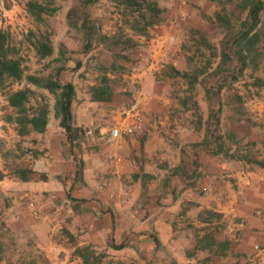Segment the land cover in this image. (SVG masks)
Masks as SVG:
<instances>
[{"label": "crops", "instance_id": "1", "mask_svg": "<svg viewBox=\"0 0 264 264\" xmlns=\"http://www.w3.org/2000/svg\"><path fill=\"white\" fill-rule=\"evenodd\" d=\"M140 57L143 67L123 75L129 104L108 113L65 81L74 90L71 125L92 129L77 145H69L57 119L48 118L42 132L3 131L10 151L22 152L19 167L31 171L19 179L0 160V192L11 201L6 213L28 216L48 264L79 262L58 256L67 251L55 236L59 228L74 246L106 247L136 264H261L254 245L264 246V167L252 160H264V120L245 130L199 129L212 117L204 111L196 127L184 122L185 110L176 120L172 98L148 79ZM118 100L124 104L122 95ZM195 106L203 110L204 101ZM117 116L136 128L106 144L100 134ZM32 205L37 218L29 217Z\"/></svg>", "mask_w": 264, "mask_h": 264}, {"label": "rangeland", "instance_id": "2", "mask_svg": "<svg viewBox=\"0 0 264 264\" xmlns=\"http://www.w3.org/2000/svg\"><path fill=\"white\" fill-rule=\"evenodd\" d=\"M151 1L159 22L144 31H136L129 24L134 20L142 22L137 12L114 0H0V29L6 35L4 55L19 63L23 75L39 77L41 84L47 78L60 83L69 79L77 96L89 94L95 100L90 88L105 83L110 93L95 101L106 106V113L118 105L129 104L128 79L123 75L128 76L143 67L142 56L148 63V79L160 93L163 91L172 98L175 106L171 107V115L176 120L185 110L184 122L193 123L195 127L200 122V111L212 116L203 119L199 126L202 130H245L257 124L246 114L244 102L251 96L264 94V86L256 85V82L264 84V31L251 53H244L235 42L241 22L247 18V10L240 7L242 0ZM142 12L148 20V13ZM260 19L257 28L262 30L264 9ZM136 34L145 36L143 40L148 44L134 38ZM165 35L166 39L155 41L157 36ZM44 40L51 46V53L39 58L34 48ZM161 50L165 55L160 54ZM244 55L245 66L240 71ZM193 76L196 80L192 84ZM233 76L236 79L233 80ZM149 86L148 90L152 91ZM23 87L32 90L26 104L28 114L37 106L45 105L50 121L56 120L54 102L59 90L50 92L41 85L28 83L24 77L20 80L0 77V160L10 173L19 167L18 157L22 152L20 149L18 153L10 151L3 135L4 130L19 128L13 120L6 119L8 115L12 119L16 116L7 105L6 96ZM120 95L124 104L118 100ZM197 98L204 101L203 110L195 106ZM181 99H186V104H181ZM118 120L119 116L106 126ZM10 205V197L0 192V264H48L43 249L36 245L38 230L31 225L28 216L13 211L6 213ZM29 212V217H39L35 206L32 205ZM55 236L67 248L58 256H66L70 261L78 258L76 264H82L74 249L85 245L74 246V237L60 228ZM91 249L94 253L87 264H136L129 255L119 251L106 247Z\"/></svg>", "mask_w": 264, "mask_h": 264}, {"label": "trees", "instance_id": "3", "mask_svg": "<svg viewBox=\"0 0 264 264\" xmlns=\"http://www.w3.org/2000/svg\"><path fill=\"white\" fill-rule=\"evenodd\" d=\"M116 3H120L124 7H127L130 11L137 12L139 19L142 21L139 23V20H134L132 24H129V27L136 31H144L146 27L157 24L159 22L158 14L155 9V4L151 0H114ZM242 9L247 10V18L241 22V28L236 33L234 40L240 46L241 50L248 54L255 50V45L259 41L262 31L257 28L260 23V13L264 9L263 0H242L240 6ZM142 10L148 13V20H145L143 15L145 13ZM219 19L220 16L217 15ZM6 43V35L0 29V77L7 76L16 80L25 78L28 83L37 85L47 89L50 92L59 90L57 98L54 102V117L58 120V125L64 130L67 141L72 147L77 145L82 138L81 127H76L71 125V112H70V102L73 97V86L70 82L60 83L56 79L47 78L43 84H41V79L34 75H23V71L19 66V63L14 59L6 58L4 55V47ZM35 53L39 58H44L51 53V46L49 43L44 41H39L37 46L34 48ZM245 55L241 59L240 71L243 70L245 66ZM182 77H186L185 73H181ZM236 79V76H233V80ZM195 76L192 77L191 82L195 81ZM256 85L261 87L264 84L256 82ZM92 98L95 100L99 99V96L108 95L110 92L108 86L104 83L97 87L90 88ZM32 90L28 87H23L11 91L6 96L7 105L15 112V118L12 119L10 115L6 116L7 120H13L17 125L18 129L16 130L18 134L22 135L29 130H34L36 132H42L47 124L48 120V109L45 105L37 106L33 109L31 113L28 114L26 109V104L29 102L30 95ZM75 143H72V141ZM258 165L264 167V160H252ZM15 176L19 179H26L31 173L29 169L23 167H16L13 172ZM3 176V173L0 171V179ZM112 248H120L121 245L110 244ZM74 253L81 259L82 264H87L88 258L94 253L89 245L76 247ZM96 261L97 258L95 257Z\"/></svg>", "mask_w": 264, "mask_h": 264}, {"label": "built area", "instance_id": "4", "mask_svg": "<svg viewBox=\"0 0 264 264\" xmlns=\"http://www.w3.org/2000/svg\"><path fill=\"white\" fill-rule=\"evenodd\" d=\"M263 99L260 96H251L247 98L244 102L246 108V114L257 122H262L264 120V107L262 106ZM136 128V123L132 121H117L112 123L108 127L106 132L100 134L101 140L106 144H113L118 138L123 135H130ZM82 136L91 137L92 131L89 128H84L82 130ZM72 143H75L73 140ZM259 214L260 211H257ZM254 250L256 251L257 259L261 264H264V246L254 245Z\"/></svg>", "mask_w": 264, "mask_h": 264}]
</instances>
